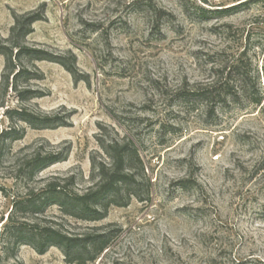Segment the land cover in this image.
<instances>
[{"label":"rangeland","instance_id":"obj_1","mask_svg":"<svg viewBox=\"0 0 264 264\" xmlns=\"http://www.w3.org/2000/svg\"><path fill=\"white\" fill-rule=\"evenodd\" d=\"M135 1L0 0L1 36L7 37L14 13L44 5L28 43L58 55L72 52L79 76L89 78L75 82L59 64L37 62L44 73L37 85L46 95L28 105L62 125L27 127L13 148L67 150L66 159L41 176L76 174L81 188L90 183V156L104 157L98 138L115 131L138 146L152 183L150 199L132 198L100 221L77 223L119 230L91 264H264L260 106L241 102L211 113L206 102L181 98L184 91L221 82L224 65L245 46L249 76L259 75L264 93V11L251 0H140L165 12L166 19H158ZM232 6L229 16L198 15L199 7ZM2 66L0 56V73ZM5 166L0 183L10 188ZM182 179L188 188L178 185ZM10 206L11 197L0 192V215L6 217ZM2 223L0 264H65L55 247L38 254L29 245H5Z\"/></svg>","mask_w":264,"mask_h":264},{"label":"trees","instance_id":"obj_2","mask_svg":"<svg viewBox=\"0 0 264 264\" xmlns=\"http://www.w3.org/2000/svg\"><path fill=\"white\" fill-rule=\"evenodd\" d=\"M142 2L137 0L134 5L152 11L158 19H166L160 8ZM251 2L264 11V0ZM235 7L211 10L199 7L198 15L202 18L229 16ZM44 13V5L39 10L14 13L7 37L0 35V56L3 59L0 123H6L0 127V165L7 164L4 168L9 170L12 181L10 188L0 183V192L11 197L6 217L0 215V222H3L1 237L4 244L13 246V249L29 245L38 254H44L55 247L61 251L65 264H91L110 247L119 230L110 229L112 224L79 228L77 223L100 221L112 206H128L132 198L139 202L148 201L152 183L138 146L115 131L112 137L97 139L104 157L97 160L95 155L90 156V183L81 188L76 186V174L41 176L43 170L65 160L67 150H45L42 145L14 150L13 143L23 139L27 127L48 129L62 125L57 118L28 105L46 95L37 85L44 79L37 62L59 64L75 82L89 80L87 74L79 76L76 56L72 52L66 56L58 55L28 43L33 24L42 20ZM248 49L245 46L237 59L224 65L222 81L217 85L184 91L181 98L189 102H206L211 113L216 106L249 102L260 106L264 115V93L258 86L259 75L249 76V64L243 60ZM262 69L264 71V64ZM186 183L182 179L178 185L185 189L189 187ZM8 190L13 193L8 195ZM53 208L58 213H51Z\"/></svg>","mask_w":264,"mask_h":264}]
</instances>
